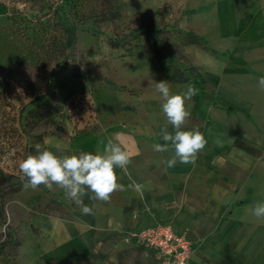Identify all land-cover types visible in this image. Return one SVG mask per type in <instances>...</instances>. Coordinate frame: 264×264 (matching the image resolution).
<instances>
[{"label":"crops","instance_id":"0c3cea01","mask_svg":"<svg viewBox=\"0 0 264 264\" xmlns=\"http://www.w3.org/2000/svg\"><path fill=\"white\" fill-rule=\"evenodd\" d=\"M161 1L166 0L148 5ZM167 1L182 11L179 27L203 43L188 49L198 91L188 102L191 116L183 130L199 128L206 148L195 164L166 168L160 161L171 153L152 147L164 143L157 135L167 124L163 99L157 90L140 96L143 89L113 103L93 99L77 124L79 115L67 124L66 135L47 133L25 142L26 152H36L39 143L60 156L97 153L119 133L132 160L128 175L116 169L118 182L142 186V194L117 191L109 203L90 199L89 192L82 200L93 214L84 215L62 189L25 188L21 179L19 214L42 237L32 252L36 258L50 255L54 264L90 263L95 256L114 264H157L153 250L125 244L122 234L161 223L192 240L197 264H264V217L253 214L254 205L264 202V90L258 86L264 76V0ZM188 85L170 90L176 94ZM0 264L13 263L4 252Z\"/></svg>","mask_w":264,"mask_h":264},{"label":"rangeland","instance_id":"374dc122","mask_svg":"<svg viewBox=\"0 0 264 264\" xmlns=\"http://www.w3.org/2000/svg\"><path fill=\"white\" fill-rule=\"evenodd\" d=\"M148 3L0 0V174L5 177L0 182V245L8 242L1 254L13 264H40L37 259L54 264L50 255L32 253L42 237L19 214L18 191L11 190L22 181L20 161L35 154L32 148L25 151V142L47 133L66 135L67 124L75 115L74 121L80 120L93 99L113 103L137 97L140 89L146 96L156 91L155 83L167 81L162 71L176 75L182 65L193 68L188 49L200 46L186 45L178 4ZM113 9L118 17L108 18ZM148 25L156 33L152 43L142 33ZM115 39L122 45L113 47ZM167 82L170 88L183 83ZM41 94L45 97L33 101ZM90 264L114 261L95 256Z\"/></svg>","mask_w":264,"mask_h":264},{"label":"clouds","instance_id":"9594fccd","mask_svg":"<svg viewBox=\"0 0 264 264\" xmlns=\"http://www.w3.org/2000/svg\"><path fill=\"white\" fill-rule=\"evenodd\" d=\"M156 84V90L161 95L163 103L162 113L167 124L160 128L157 134L164 143H154L153 150L158 153H171L169 158L160 162L166 168L180 164H195L207 146V139L199 128L183 130L186 120L191 116L188 102L197 94L193 85H188L185 91L173 94L167 81ZM258 86L264 90V76L259 77ZM169 125L173 131H169ZM120 134L115 139H108L103 152H79L71 155H57L54 152L42 149L39 143L35 144V154H28L19 163L25 188L36 189L43 185L49 190L53 186L62 189L65 195L80 206L84 215L93 214V208L84 205L82 197L91 193L92 200L109 203L113 193L124 192L129 189L142 194V186L132 181L127 186L119 183L116 169H121L128 175L127 168L132 160V154L120 143ZM131 180V177L129 176ZM253 214L264 217V202H257Z\"/></svg>","mask_w":264,"mask_h":264},{"label":"built area","instance_id":"2783aa9c","mask_svg":"<svg viewBox=\"0 0 264 264\" xmlns=\"http://www.w3.org/2000/svg\"><path fill=\"white\" fill-rule=\"evenodd\" d=\"M126 244L139 245L155 253L157 264H197L191 259L193 242L168 224H155L122 234Z\"/></svg>","mask_w":264,"mask_h":264},{"label":"trees","instance_id":"16d2710c","mask_svg":"<svg viewBox=\"0 0 264 264\" xmlns=\"http://www.w3.org/2000/svg\"><path fill=\"white\" fill-rule=\"evenodd\" d=\"M118 17V13L115 9L112 10V13L110 14V16H108V18H115ZM142 33H144V39L146 42H153V40L155 39V30L153 29L152 25H148L146 26V28L144 30H142ZM182 35L184 36V38L186 39V45L188 46H202L203 43L201 41V39L194 34L192 31L190 30H184L181 32ZM160 45L162 43L161 40H159L158 42ZM111 44L113 47H117L119 45H122L121 40L119 39H115L111 41ZM147 50H142V52H146ZM181 72L179 74H168L165 71H162V76L165 77V79L169 82H188L190 85H195V76L193 74V68H191L190 66L187 65H182L181 67ZM54 72L53 70L50 71L49 73V80H51L53 78ZM43 97H45V94H41L39 96H37L33 101H37L38 99H42ZM23 111V110H21ZM1 174H0V182L3 181V179L5 178H1ZM21 186V182L18 183L17 185L13 184L12 187V192H17L19 190ZM8 245V242H4L2 245H0V253L2 252V250L5 248V246ZM64 264H90L89 261H70V262H66Z\"/></svg>","mask_w":264,"mask_h":264}]
</instances>
